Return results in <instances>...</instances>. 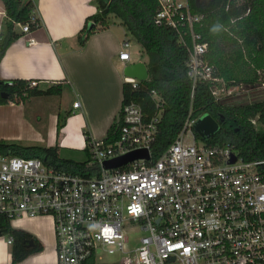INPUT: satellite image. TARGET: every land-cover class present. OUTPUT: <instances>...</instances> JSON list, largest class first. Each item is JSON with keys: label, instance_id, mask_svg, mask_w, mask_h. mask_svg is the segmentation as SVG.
Wrapping results in <instances>:
<instances>
[{"label": "built area", "instance_id": "2783aa9c", "mask_svg": "<svg viewBox=\"0 0 264 264\" xmlns=\"http://www.w3.org/2000/svg\"><path fill=\"white\" fill-rule=\"evenodd\" d=\"M151 1L154 23L173 31L187 50L190 97L200 81L215 99L239 93L243 86H227L213 75L208 44L198 31L203 16L188 0ZM36 19L32 14L30 20ZM20 28L22 37L31 32L27 24ZM26 41L36 43L31 36ZM130 46L128 39L121 43L117 58L123 64L131 61ZM148 79L126 82L135 89ZM148 93L153 115L146 118L134 101L122 104L115 139L107 143L106 134L87 141L89 160L82 174L39 158L0 155V214L10 220L49 216L57 264H86L101 252L122 254L118 264H264V159L246 161L229 144L198 141L192 125L200 116L193 118L191 108L175 140L155 157L151 145L164 103L154 89ZM79 106L72 103L73 109ZM135 151H145L146 157L105 168L106 161ZM133 228L142 235L129 250L127 231Z\"/></svg>", "mask_w": 264, "mask_h": 264}, {"label": "trees", "instance_id": "16d2710c", "mask_svg": "<svg viewBox=\"0 0 264 264\" xmlns=\"http://www.w3.org/2000/svg\"><path fill=\"white\" fill-rule=\"evenodd\" d=\"M5 19L0 31V59L7 47L23 36L20 26L30 31L39 27L38 19L31 21L33 0H0ZM96 13L88 17L79 31L78 44L110 25V17L119 19L132 40L147 56L148 81L137 88L124 82L121 105L134 101L149 118L155 111L149 97L154 89L164 103L156 138L151 145L158 157L182 129L189 109L193 118L208 113L218 124V130L206 140L211 146L231 145L246 161L264 159V98L244 102L234 97L215 99L206 82L196 84L190 97L191 83L187 76V50L178 44L173 31L154 23L151 0H93ZM191 10L203 16L198 29L208 44L206 59L213 66V75L227 86H243L251 93L264 82V0H188ZM89 24L92 26L90 28ZM18 26V27H17ZM11 82V84H9ZM24 79H0V105L10 102L26 103L30 98L60 97L62 88L52 85L46 89L29 87ZM239 97V96H238ZM255 120V124L251 120ZM64 126L60 116L56 122V142L53 146L25 145L0 139L1 156L39 158L43 163L70 173L82 174L89 160L85 147V161L65 159L59 155L58 137ZM114 122L107 131L106 142L115 139ZM86 135V134H85ZM89 138L85 136V143ZM264 175V165L261 166ZM6 230L11 239V263L16 264L31 251L22 241L29 234L11 226V220L0 214V231ZM86 264H97L91 257Z\"/></svg>", "mask_w": 264, "mask_h": 264}, {"label": "crops", "instance_id": "0c3cea01", "mask_svg": "<svg viewBox=\"0 0 264 264\" xmlns=\"http://www.w3.org/2000/svg\"><path fill=\"white\" fill-rule=\"evenodd\" d=\"M33 5L32 12L39 21V27L7 47L0 59V79L36 81V87L43 90L59 84L62 88L61 102L69 94L72 95V103L79 101V108L71 106L70 112L78 114L66 120L58 145L59 152L85 153V136L102 138L116 121L121 107L122 85L127 81L123 67L127 63L142 61L138 56L133 59V55L140 51H131L132 39L117 21L92 34L83 46L78 44L79 31L88 17L96 13L92 0H33ZM28 36L33 37L36 43L29 45L26 41ZM124 39L131 43V61L125 64L117 58ZM26 103L0 105V139L21 143L23 139L30 138L43 143V146H53L57 116H48L42 136L26 117ZM38 104L34 105L36 115L40 114L36 107ZM45 218L11 223L13 228L29 234L34 242V246L26 248L31 252L16 264H55L52 223ZM7 241L8 238L0 237V264L11 263V244Z\"/></svg>", "mask_w": 264, "mask_h": 264}, {"label": "rangeland", "instance_id": "374dc122", "mask_svg": "<svg viewBox=\"0 0 264 264\" xmlns=\"http://www.w3.org/2000/svg\"><path fill=\"white\" fill-rule=\"evenodd\" d=\"M92 4L94 5L93 0H92ZM0 12H4L3 4H2L1 1H0ZM2 19L4 20L5 17L2 16V18L0 20L2 21ZM113 21L119 22V19H117L114 16H111L110 17V23H113ZM77 39H78V37H77ZM138 50L140 51L138 55L133 53L134 54L133 55V59H137V56H138L139 60H142V61L146 62L147 61V56L141 51L139 45L134 40H132L131 51L138 53ZM232 97L237 98L239 100H243L244 102L252 101L255 98L256 99H263L264 98V88H258L256 90H254L253 93H251V91L249 89L247 90L245 87H243V89L239 93L235 92L232 95ZM37 102L39 103L36 106L39 109V112H40L39 115H36V113L34 112V105L37 104ZM71 106H72V95H70V94L66 95L65 98L62 99V102H61V98L60 97H56L55 98L54 96H51L48 99H47V97H42V98L39 97V98H34V99L32 98L26 103V113L25 114H26V117H28L31 120V122L34 124L36 130L40 131L42 133V136H44L43 133L45 132L44 130H46V124L48 122V116H50L52 114H55L56 116H60L61 123L63 122V124H65L66 120H68L70 118L72 119L74 116H76L78 114V113H75V111L74 112H70ZM208 115H209L208 113H204V114L200 115V117L208 116ZM215 123H217V122L215 121ZM194 124L192 125V130H193L194 134L197 136L198 141L201 142V141H205V140L210 138V136L207 135V132H206L205 129H202V132L197 131L194 128ZM212 130H213L212 134H214L218 130V125L215 128V130L214 129H212ZM186 139L190 140V135H188L186 137ZM21 144L42 145L43 146V143H39V142L34 141L33 139H30V138L23 139L21 141ZM59 155L62 158L71 159V160H74V161H85L86 160L85 153H83L82 151L69 152L67 150H61L59 152ZM43 217H46L45 219L52 223V230H53L52 232H53V237H54L53 239H54V249H55L54 250V253H55V264H57V259H56V238H55V233H54L53 222H52V219L49 216L48 217L47 216H43ZM18 220H29V218L12 219L11 223H13L14 221H18ZM30 220H32V219H30ZM127 232H128V236H129L130 239H129L128 244H127L126 247L129 250H131V249H133L136 246L137 238L140 237L142 235V233L140 231H138L137 228L128 229ZM0 237H3L5 239L8 238L7 235H3V236H0ZM122 256H123L122 254H118V253L110 255V254H107L105 252H101L100 254H97L95 256V261H96L97 264H118L123 259Z\"/></svg>", "mask_w": 264, "mask_h": 264}, {"label": "water", "instance_id": "95a60500", "mask_svg": "<svg viewBox=\"0 0 264 264\" xmlns=\"http://www.w3.org/2000/svg\"><path fill=\"white\" fill-rule=\"evenodd\" d=\"M92 25L89 24L90 28ZM123 75L127 78L136 79L138 81H145L148 78V70L146 67V64L142 61L134 62V63H127L123 67ZM217 123H215L214 119L211 116H202L200 117L194 124V128L197 131L202 132V129H205L208 136H212V132L217 127ZM146 157L145 151H135L131 152L125 156L113 159L111 161H106L104 163L105 168H111V167H118L120 165L125 164L128 161ZM234 161V157L232 158V162ZM6 230L0 231V236L6 235ZM34 246V242L32 240H29L27 247Z\"/></svg>", "mask_w": 264, "mask_h": 264}, {"label": "flooded vegetation", "instance_id": "af4514ba", "mask_svg": "<svg viewBox=\"0 0 264 264\" xmlns=\"http://www.w3.org/2000/svg\"><path fill=\"white\" fill-rule=\"evenodd\" d=\"M31 237H28V238H25L23 241H22V244H23V247L26 249V248H29V247H27V245H28V242H29V240H32V239H30Z\"/></svg>", "mask_w": 264, "mask_h": 264}]
</instances>
